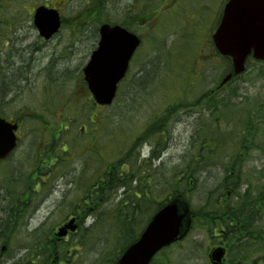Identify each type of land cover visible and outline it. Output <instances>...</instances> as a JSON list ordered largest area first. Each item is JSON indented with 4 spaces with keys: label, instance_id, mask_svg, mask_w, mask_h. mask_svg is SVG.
<instances>
[{
    "label": "rangeland",
    "instance_id": "1",
    "mask_svg": "<svg viewBox=\"0 0 264 264\" xmlns=\"http://www.w3.org/2000/svg\"><path fill=\"white\" fill-rule=\"evenodd\" d=\"M48 3L62 18L49 39L30 18ZM220 3L207 9L204 36L217 24ZM152 8L130 0H0V115L21 120L18 147L0 161V264H111L124 241L111 210L125 189L103 195L100 204L96 190L116 160L151 148L161 155L148 169L152 192L142 203L149 208L136 214L137 226L154 212L151 196L165 197L196 157L198 179L186 176L184 183L194 209L235 202L228 176H238L239 193L249 188L254 200L264 193V61L250 58L244 73L210 93L229 72L227 60L204 61L198 70L192 53L201 41L172 34L171 18L164 34L155 24L139 28L149 33L111 105L89 98L83 68L100 25L142 22ZM256 209L252 230L264 238V202ZM73 218L77 229L56 239ZM212 219L202 212L154 264H212L222 225ZM241 242L228 246L225 264H264V250L235 257Z\"/></svg>",
    "mask_w": 264,
    "mask_h": 264
},
{
    "label": "water",
    "instance_id": "2",
    "mask_svg": "<svg viewBox=\"0 0 264 264\" xmlns=\"http://www.w3.org/2000/svg\"><path fill=\"white\" fill-rule=\"evenodd\" d=\"M35 23L41 34L50 37L59 30L60 13L41 5L36 9ZM100 33L99 47L85 65L84 74L95 101L110 105L140 39L125 27L109 23L100 27ZM214 39L218 49L232 58L235 74L245 71V62L251 52L256 58L264 59V0H230ZM232 75L228 74L223 83ZM17 128L18 122L0 117V159L8 157L16 147ZM193 214L184 199L170 200L151 216L138 239L127 246L114 264H150L159 251L188 234ZM74 220L60 227L57 235L61 237L69 229L76 230ZM225 252V247H215L210 254L213 263L222 264Z\"/></svg>",
    "mask_w": 264,
    "mask_h": 264
},
{
    "label": "trees",
    "instance_id": "3",
    "mask_svg": "<svg viewBox=\"0 0 264 264\" xmlns=\"http://www.w3.org/2000/svg\"><path fill=\"white\" fill-rule=\"evenodd\" d=\"M160 125L161 122L158 125L157 129H159L156 132L161 129L162 125ZM156 149L152 148L151 155L148 158H141L139 154L136 156L130 155L127 159L122 158L116 160V162L113 163V170L106 175L105 182H101L96 190L97 200L99 199L98 203L100 204V199L103 195H107L110 191L118 190L120 188L125 189V199L117 201L111 210L116 228L123 234L124 238V241L120 245L121 251L118 256L128 244L137 239L152 214L164 206L167 202L175 198H182L191 204L188 195V192L190 191H187L189 190V187L184 186V183L186 181L188 182L189 177H193V179L197 181L198 178L196 173L198 170H201L200 162L199 164L195 163V160H200L198 157L191 159V163H188V166H185L184 176L178 177L175 185L165 197L160 199L156 195L151 196V201L154 204H150V207L154 208V212L150 214L145 225L137 226L134 223L136 214L149 208V206L145 208L142 201L152 192L149 188L150 181L148 179V174H150V171H148V169L153 168L154 161L161 155ZM164 165L165 162L157 164L159 169L160 166ZM186 176L188 177V180H186ZM239 183L240 181L238 176H228L226 178V187L230 188L232 193H236L235 197H237V200L235 202H230L227 206H222V204L218 205L214 202L201 207L199 210L202 211L194 209L193 206L192 209L194 212V223L195 219H199L201 213L203 212L204 214L205 212L209 216L211 215L213 219L222 222V225H226L228 233L232 234L228 237L229 240L234 241L245 237V242H243V244H239L238 249H236L238 253L235 254V257L241 255L239 259H244L247 254H243L240 251L247 250L251 252H258L264 250V238H262V235L261 238L259 236H255L254 231L252 230L254 215L257 212L256 208L258 206L260 209L261 204L264 202V193L261 192L256 195L254 200L251 194V189L248 188L244 193H239L237 191V188L240 187ZM91 196L93 198L94 193H92ZM133 199L137 200V203L136 201H132ZM134 204L135 206H133ZM234 225L237 226L235 227ZM246 231H248V234L245 235ZM115 256L109 260V262L111 261V264H113L118 258V256L116 258ZM233 261H235V259ZM154 263L155 259L151 264Z\"/></svg>",
    "mask_w": 264,
    "mask_h": 264
},
{
    "label": "flooded vegetation",
    "instance_id": "4",
    "mask_svg": "<svg viewBox=\"0 0 264 264\" xmlns=\"http://www.w3.org/2000/svg\"><path fill=\"white\" fill-rule=\"evenodd\" d=\"M132 4L136 5L137 7L140 5V2L144 1L147 4L153 6L150 12H148V15L145 16L144 20L142 22H138L134 18L130 21L125 20L124 25L129 30L133 31L143 41L144 34L149 33L148 30L144 31L143 33L139 31V28H143L144 26H154L160 28L161 31H159L161 34L167 33V28L169 27V21L171 18L173 19L172 25L176 27L175 32L172 33L178 36H185L190 35L195 38H197L200 42V45L195 44L199 46L198 49L195 50L194 53H192L193 58L192 61L195 62L197 65V69L200 70L202 67H205L204 61L213 60L217 64H222L223 62H226L229 66V72L232 69V60L230 57H227L223 55L216 47L213 39V34L218 27L223 11L224 6L227 3L228 0H130ZM221 2V3H220ZM222 5V8L218 15V21L214 29L208 33V35L204 36L203 31L201 30V25L203 23V20L206 21V19H210L212 12H208L207 9L211 5ZM128 8V5H127ZM206 9V10H205ZM31 19L34 21V15L30 16ZM176 19V22H175ZM117 23V22H114ZM151 29V27H149ZM181 30H183L184 33H181ZM142 43V42H141ZM98 46V44H97ZM207 49V50H206ZM138 52V48L136 49L132 59L136 58V54ZM228 72V73H229ZM198 75V74H196ZM219 85L212 88L210 90V93L215 92L217 89H221ZM89 98H91L90 91L88 92ZM236 227V225H234ZM226 225H221L220 228V235L221 240L219 242V245L226 247L227 252L228 246L231 243V240L228 239L232 234L228 233ZM236 236V235H234ZM240 241H244V239H238ZM234 240L233 242H235ZM218 245V246H219Z\"/></svg>",
    "mask_w": 264,
    "mask_h": 264
},
{
    "label": "bare ground",
    "instance_id": "5",
    "mask_svg": "<svg viewBox=\"0 0 264 264\" xmlns=\"http://www.w3.org/2000/svg\"><path fill=\"white\" fill-rule=\"evenodd\" d=\"M38 55H41V52H39Z\"/></svg>",
    "mask_w": 264,
    "mask_h": 264
}]
</instances>
